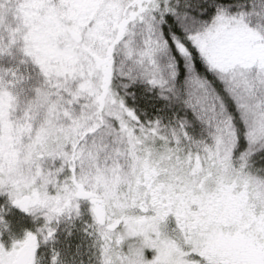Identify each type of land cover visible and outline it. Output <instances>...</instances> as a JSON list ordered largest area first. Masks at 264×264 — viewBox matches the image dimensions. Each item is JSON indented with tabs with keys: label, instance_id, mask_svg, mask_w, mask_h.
<instances>
[{
	"label": "snow or ice",
	"instance_id": "1",
	"mask_svg": "<svg viewBox=\"0 0 264 264\" xmlns=\"http://www.w3.org/2000/svg\"><path fill=\"white\" fill-rule=\"evenodd\" d=\"M0 264H264V0H0Z\"/></svg>",
	"mask_w": 264,
	"mask_h": 264
}]
</instances>
